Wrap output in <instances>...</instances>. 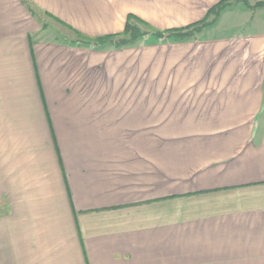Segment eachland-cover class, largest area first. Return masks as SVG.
<instances>
[{
  "label": "crops",
  "instance_id": "obj_1",
  "mask_svg": "<svg viewBox=\"0 0 264 264\" xmlns=\"http://www.w3.org/2000/svg\"><path fill=\"white\" fill-rule=\"evenodd\" d=\"M219 2L0 0V264H264V29L116 49L56 27Z\"/></svg>",
  "mask_w": 264,
  "mask_h": 264
},
{
  "label": "trees",
  "instance_id": "obj_2",
  "mask_svg": "<svg viewBox=\"0 0 264 264\" xmlns=\"http://www.w3.org/2000/svg\"><path fill=\"white\" fill-rule=\"evenodd\" d=\"M227 4V0H220L219 4L214 5L207 15L199 22L185 27L168 30H159L146 21H143L139 17L131 14L128 16L127 21H125L126 24L121 33L93 38L84 34L81 35L79 32H75V36H77V38H74L73 41L86 46H94L96 48L111 46L116 49H121L127 46L135 45L147 38L152 40H145V42H183L197 40L199 39V36L203 35L205 30L215 25L221 14L225 11V9H227V7H229ZM244 4L252 9L264 8V1L256 2L254 5L245 1ZM210 17H213V19Z\"/></svg>",
  "mask_w": 264,
  "mask_h": 264
},
{
  "label": "rangeland",
  "instance_id": "obj_3",
  "mask_svg": "<svg viewBox=\"0 0 264 264\" xmlns=\"http://www.w3.org/2000/svg\"><path fill=\"white\" fill-rule=\"evenodd\" d=\"M229 7L225 9L224 14L221 16V22L217 29L212 28L205 30L204 35H217V34H238L243 32L257 31L264 29V8L252 9L244 4L245 1L249 2V4L254 5L256 2L264 1V0H227ZM214 17V16H213ZM213 17H210L213 19ZM219 21V20H218ZM217 21V22H218ZM216 22V23H217ZM215 23V24H216ZM55 27V25H52ZM45 27V25H43ZM57 28L60 29L61 32H64V36L66 38H77L72 32H69L67 29L56 25ZM58 30V29H57ZM212 30V31H210ZM59 32V31H58ZM203 36V35H201ZM199 36V38L201 37ZM146 41L152 40L150 38L145 39ZM143 40V42L145 41Z\"/></svg>",
  "mask_w": 264,
  "mask_h": 264
}]
</instances>
